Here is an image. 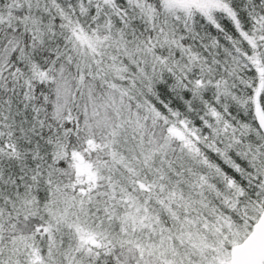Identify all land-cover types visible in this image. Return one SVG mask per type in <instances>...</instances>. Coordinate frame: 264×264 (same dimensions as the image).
<instances>
[{
  "label": "snow or ice",
  "instance_id": "snow-or-ice-1",
  "mask_svg": "<svg viewBox=\"0 0 264 264\" xmlns=\"http://www.w3.org/2000/svg\"><path fill=\"white\" fill-rule=\"evenodd\" d=\"M0 264H264V0H0Z\"/></svg>",
  "mask_w": 264,
  "mask_h": 264
}]
</instances>
